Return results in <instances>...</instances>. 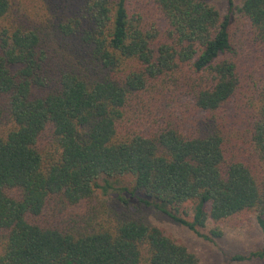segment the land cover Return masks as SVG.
Instances as JSON below:
<instances>
[{
    "label": "trees",
    "instance_id": "trees-1",
    "mask_svg": "<svg viewBox=\"0 0 264 264\" xmlns=\"http://www.w3.org/2000/svg\"><path fill=\"white\" fill-rule=\"evenodd\" d=\"M134 208L264 235V0H0V264H200Z\"/></svg>",
    "mask_w": 264,
    "mask_h": 264
},
{
    "label": "rangeland",
    "instance_id": "rangeland-1",
    "mask_svg": "<svg viewBox=\"0 0 264 264\" xmlns=\"http://www.w3.org/2000/svg\"><path fill=\"white\" fill-rule=\"evenodd\" d=\"M236 1L240 2L241 0ZM215 5L223 16L228 14V5L225 1L215 2ZM168 112L174 115L186 130L204 120L203 114H189L175 105L169 106ZM190 208L191 206H184L181 213L184 215V212L190 210ZM132 210L140 211V214L148 223L162 227L172 238L184 244L198 257L200 264H264V260L260 259L245 262L232 260V257L236 254H248L264 248L263 232L253 216L248 217L245 221L232 222L223 227V235L220 238L206 239L203 235H207L213 225L200 230L201 234H197L158 211L149 208H134ZM186 218L190 220L192 215Z\"/></svg>",
    "mask_w": 264,
    "mask_h": 264
}]
</instances>
